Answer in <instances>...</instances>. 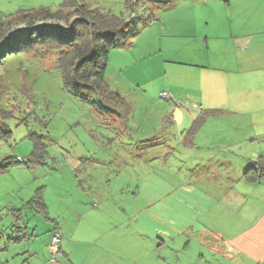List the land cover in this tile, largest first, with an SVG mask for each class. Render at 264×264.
Masks as SVG:
<instances>
[{"label":"crops","instance_id":"obj_1","mask_svg":"<svg viewBox=\"0 0 264 264\" xmlns=\"http://www.w3.org/2000/svg\"><path fill=\"white\" fill-rule=\"evenodd\" d=\"M17 1L28 9L36 8L30 4L39 1L50 2ZM119 1L85 3L108 9ZM95 3L98 6H91ZM155 7L156 19L144 23L136 34V43H141L138 57L131 61L127 49L119 46L109 53L108 63L112 57L117 63L132 62L120 68L144 99L162 98L164 91L172 95L159 118L163 134L152 136L161 125L150 129L151 135H145L149 129L134 125L144 137L132 136L134 144L149 143L148 161L177 163L173 175L181 183L166 181L169 188L162 203L150 201L156 214L165 211L164 220L156 221V230L149 224L147 238L126 234L123 228L128 221L120 219L119 205H106L109 197L94 189L90 193L100 195L101 202L96 205L86 198L95 175L89 189L82 188L84 197L66 204L63 213L57 211L62 194L55 211L44 188L47 220L52 225L46 228L49 233L42 249L49 253L53 231L58 228L61 264H126V259H133L132 264H264V170L257 169L259 180L245 176L252 166L264 167V0H156ZM131 83L129 89L134 87ZM133 114L131 108L129 120ZM199 119L202 124L193 130ZM134 144L129 142V146ZM158 146L163 148L158 150ZM75 178L80 180L78 174ZM125 190L127 186L121 189L124 194ZM29 201H22L28 209ZM67 212L73 213L75 224L68 231L59 222ZM105 213L109 216L101 220ZM86 214L91 217V232L80 234L77 241ZM148 218L153 222L151 214ZM221 240L237 252L225 253ZM34 254L37 258L39 253L35 250Z\"/></svg>","mask_w":264,"mask_h":264},{"label":"rangeland","instance_id":"obj_2","mask_svg":"<svg viewBox=\"0 0 264 264\" xmlns=\"http://www.w3.org/2000/svg\"><path fill=\"white\" fill-rule=\"evenodd\" d=\"M53 1H39L30 5L36 8L44 5L59 7L63 0L56 3ZM146 1V5L142 3L136 10L139 16V31L144 26L142 17L155 20L158 14L156 4H150V0ZM123 2L125 0L116 2L117 7L113 6V10L117 13L122 10ZM91 6L98 5L95 3ZM20 9L28 8L25 3L17 0H1L0 19ZM37 24H60L65 30L68 29L58 21ZM18 30L24 31L27 28L22 24ZM140 44L136 43L135 35L120 46L127 49L130 58H137L141 51ZM58 57L57 50L51 51L45 58L36 57L32 53H20L0 65V107L11 112V115L0 120L10 131L9 136L0 139V165L7 166L4 172H0V264H39L37 258L53 264L50 251L47 253L42 249L43 240L49 233L46 228L50 227L52 222L28 209L22 202L31 200L39 189L47 190L48 201H52L55 211L57 208L54 206L59 204L57 198L62 194L63 202L59 204L57 211L63 213L65 211L61 208L66 204L71 205L84 197L83 189H89L90 180L96 175L89 193L94 189L96 193L109 197V200L105 201L106 205L113 203L120 206V219L128 221L123 228L126 234L147 238L149 224L152 223L154 230L159 225L156 221L161 222L165 217L164 210L156 214L153 210L155 207H150V201L159 199L158 203H162L165 191L169 188L167 182L181 183L178 175H173V167L177 163L166 165L161 159L148 161L149 143H133L135 135L144 137L134 125L149 129L145 135H151L150 129L161 125L160 114L166 109L165 104L168 101L159 96L157 99H144L143 94L135 91L137 88L120 68L132 62L117 63L112 57L106 71L110 88L118 93L123 90L121 103L117 104L112 100V105L116 103L115 108L127 106L134 109L135 114L131 119L125 120L115 113H110L93 90L87 91V100L70 95L63 85ZM128 73L132 74L130 70ZM129 83L134 86H130L132 89L128 88ZM161 127L162 125L152 132L153 138L160 137L158 135L162 133ZM129 142L135 146H129ZM138 144L139 148L136 146ZM36 145L37 155L34 157L32 153ZM157 148L161 150L163 147ZM79 156L85 158L77 159ZM140 157L142 159H139ZM19 158L25 163H17ZM34 159L45 164H38ZM98 159L106 160L100 164L95 163ZM119 160L127 163L117 162ZM133 163L136 167L131 166ZM120 166L121 171L116 173ZM89 173H92L91 176ZM77 174L80 179L78 182L75 178ZM124 186L128 189L125 190L126 195L121 191ZM89 193L86 198L98 205L101 196ZM84 203L87 206L92 205L89 201ZM14 206L19 207L20 211L15 210L17 207ZM105 214L101 220L109 216L108 213ZM149 214L153 217V222H149ZM86 215L78 229L81 231L75 236L77 241L80 234L85 235L89 229L91 232V217ZM63 217L59 222L68 231L75 225L72 220L73 213H64ZM34 233L35 236H32ZM35 250L39 253L37 258ZM130 260L126 259V264L134 262L133 259ZM61 262L60 257L59 263Z\"/></svg>","mask_w":264,"mask_h":264},{"label":"trees","instance_id":"obj_3","mask_svg":"<svg viewBox=\"0 0 264 264\" xmlns=\"http://www.w3.org/2000/svg\"><path fill=\"white\" fill-rule=\"evenodd\" d=\"M150 1V4H156V0ZM142 3L146 5L147 1L125 0L123 9L118 13L112 7L91 8L85 0H63L56 8L41 6L34 9H20L0 19V65L20 53H32L36 57L45 58L51 51L57 50L59 51L58 66L62 72L65 90L74 97L86 100L89 99L87 91L93 90L103 105L108 107L110 113L127 120L131 108L127 106L115 108L116 103H121L123 97L110 88L106 71L111 50L138 33L139 16H136V10ZM142 18L143 24L153 21L150 18ZM47 21L62 22L68 29L65 30L60 24L55 26L37 24ZM22 24L27 30H18ZM112 100L116 102L114 105L111 103ZM1 101L0 95V104ZM9 115H11L10 111L0 107V120H4ZM202 121V119L196 121L193 130H196ZM9 135L10 131L0 121V139ZM37 147L36 145L35 150ZM35 150L32 153L34 157L37 155ZM34 161L45 164L35 159ZM17 163H25V161ZM6 168L7 166L0 165V172H4ZM257 169L264 170V167L252 166L245 176L252 181L261 179L262 176ZM28 206L49 219L42 190L37 191L28 202Z\"/></svg>","mask_w":264,"mask_h":264},{"label":"built area","instance_id":"obj_4","mask_svg":"<svg viewBox=\"0 0 264 264\" xmlns=\"http://www.w3.org/2000/svg\"><path fill=\"white\" fill-rule=\"evenodd\" d=\"M161 97L165 100L172 99V95L167 91L162 92ZM195 106L197 107L198 105ZM18 161L23 162L24 160L19 158ZM221 242L223 243L225 253L233 255L237 252V250L229 242H226L225 240H221ZM48 249L52 255L51 262L53 264H60L59 258L62 257L63 253L61 251V233L59 230H54Z\"/></svg>","mask_w":264,"mask_h":264}]
</instances>
